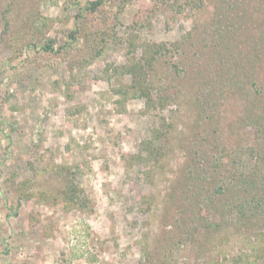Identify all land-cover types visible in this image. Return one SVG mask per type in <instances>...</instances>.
<instances>
[{
    "label": "rangeland",
    "instance_id": "374dc122",
    "mask_svg": "<svg viewBox=\"0 0 264 264\" xmlns=\"http://www.w3.org/2000/svg\"><path fill=\"white\" fill-rule=\"evenodd\" d=\"M92 1L0 0V264H264V0Z\"/></svg>",
    "mask_w": 264,
    "mask_h": 264
},
{
    "label": "trees",
    "instance_id": "16d2710c",
    "mask_svg": "<svg viewBox=\"0 0 264 264\" xmlns=\"http://www.w3.org/2000/svg\"><path fill=\"white\" fill-rule=\"evenodd\" d=\"M103 0H94L92 2H90L91 7L95 8L98 7ZM52 42H46V44L42 47L45 51H50L52 49ZM178 48V45L176 43H166V42H161L158 44L152 45L150 48H147V56L144 58L145 63L147 64V67L150 69L151 66L154 64V62L162 55L166 54V52H171L172 50H175ZM144 64V63H143ZM137 68L136 67H132L129 68L130 75H132V80L134 82H143V83H138L137 84V89H138V93L140 95V97H146V98H150L151 97V93H152V89L150 88L148 89V84L145 83V74H143L142 72L138 71L137 73L135 72ZM138 74V79L136 74ZM156 89V88H155ZM153 89V90H155ZM157 90V89H156ZM125 93V92H123ZM136 93V92H135ZM258 158L260 160L264 159V155L262 154V152L258 151ZM189 178V177H188ZM193 178V177H191ZM190 178V180H192ZM193 181V180H192ZM254 184L253 189H249L248 193L251 194L250 198L248 200L245 201V203L242 200H238L236 203L232 202V201H228V199H226V203L228 204L229 207L233 208L234 205L235 206H241L238 208L239 210V215L238 217H236V222L238 223L240 221V219L242 218H246L249 220L252 219H264V198L261 199L259 197V193L264 192V181L263 182H258L255 179L251 180ZM262 181V180H261ZM194 182V181H193ZM227 185L232 186L231 188H228V190L235 196V192L234 190L236 189V187H238V185H234L232 183H228ZM196 192H192L191 194V198H192V203H195V199L197 198L196 196ZM218 195H221L222 197L224 196V191L223 193H218ZM218 195H216V199H219ZM76 196H71L69 203H74L75 202V198ZM212 197V196H211ZM221 198V197H220ZM225 202V201H224ZM225 203V204H226ZM233 210V209H230ZM213 227H218L220 225L219 222H217V220H215L214 218L211 221ZM196 227H194L193 225H191V220L187 219L183 222V226H181L180 231H175L172 235H173V239L176 238L178 240L181 241V245H183L185 248H189L192 245V235L194 233ZM171 233L170 229L166 231V233ZM167 233V234H168ZM165 240V239H164Z\"/></svg>",
    "mask_w": 264,
    "mask_h": 264
}]
</instances>
